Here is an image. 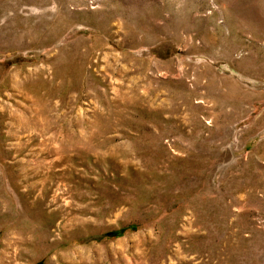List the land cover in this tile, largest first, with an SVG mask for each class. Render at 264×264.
I'll use <instances>...</instances> for the list:
<instances>
[{"label": "rangeland", "instance_id": "1", "mask_svg": "<svg viewBox=\"0 0 264 264\" xmlns=\"http://www.w3.org/2000/svg\"><path fill=\"white\" fill-rule=\"evenodd\" d=\"M0 264H264V0H0Z\"/></svg>", "mask_w": 264, "mask_h": 264}]
</instances>
